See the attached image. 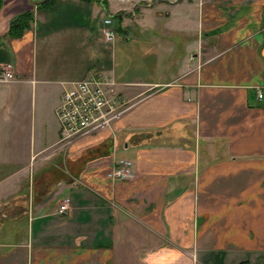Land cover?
Returning <instances> with one entry per match:
<instances>
[{
  "label": "crops",
  "instance_id": "crops-1",
  "mask_svg": "<svg viewBox=\"0 0 264 264\" xmlns=\"http://www.w3.org/2000/svg\"><path fill=\"white\" fill-rule=\"evenodd\" d=\"M5 65L0 264H264V0H3ZM90 72L131 105L63 141L62 82Z\"/></svg>",
  "mask_w": 264,
  "mask_h": 264
},
{
  "label": "built area",
  "instance_id": "built-area-1",
  "mask_svg": "<svg viewBox=\"0 0 264 264\" xmlns=\"http://www.w3.org/2000/svg\"><path fill=\"white\" fill-rule=\"evenodd\" d=\"M112 19H104L102 33L106 40L115 37L111 25ZM14 79L9 66H0V82ZM114 81L100 73L90 72L77 80L63 81L61 99L56 107V116L60 126V138L69 142L79 135L110 127L112 122L130 107L129 99L114 89ZM261 97V91H258ZM130 162L120 158L115 162L112 177L129 176L127 164ZM67 199L60 204L58 211L68 208Z\"/></svg>",
  "mask_w": 264,
  "mask_h": 264
},
{
  "label": "trees",
  "instance_id": "trees-1",
  "mask_svg": "<svg viewBox=\"0 0 264 264\" xmlns=\"http://www.w3.org/2000/svg\"><path fill=\"white\" fill-rule=\"evenodd\" d=\"M3 0H0V5L2 4ZM56 0H44L42 3L37 4V7H44ZM120 16V12L115 14V20L118 22ZM33 20V10H24L14 17L11 18L9 21V26L7 30V34L10 37L19 36L23 33V31L30 26L31 21Z\"/></svg>",
  "mask_w": 264,
  "mask_h": 264
},
{
  "label": "water",
  "instance_id": "water-1",
  "mask_svg": "<svg viewBox=\"0 0 264 264\" xmlns=\"http://www.w3.org/2000/svg\"><path fill=\"white\" fill-rule=\"evenodd\" d=\"M32 4H40L42 3L44 0H29Z\"/></svg>",
  "mask_w": 264,
  "mask_h": 264
},
{
  "label": "rangeland",
  "instance_id": "rangeland-1",
  "mask_svg": "<svg viewBox=\"0 0 264 264\" xmlns=\"http://www.w3.org/2000/svg\"><path fill=\"white\" fill-rule=\"evenodd\" d=\"M115 22H117V21H115ZM163 65H162V69H164V63H162ZM9 84H5V83H2V84H0V87H3V86H8ZM119 158H121L120 156H118Z\"/></svg>",
  "mask_w": 264,
  "mask_h": 264
}]
</instances>
